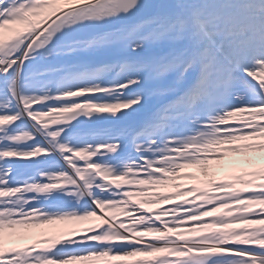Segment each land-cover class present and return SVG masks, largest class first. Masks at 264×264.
<instances>
[{
  "label": "snow or ice",
  "instance_id": "snow-or-ice-1",
  "mask_svg": "<svg viewBox=\"0 0 264 264\" xmlns=\"http://www.w3.org/2000/svg\"><path fill=\"white\" fill-rule=\"evenodd\" d=\"M0 264H264V0H0Z\"/></svg>",
  "mask_w": 264,
  "mask_h": 264
},
{
  "label": "trees",
  "instance_id": "trees-1",
  "mask_svg": "<svg viewBox=\"0 0 264 264\" xmlns=\"http://www.w3.org/2000/svg\"><path fill=\"white\" fill-rule=\"evenodd\" d=\"M154 255H161V254H154Z\"/></svg>",
  "mask_w": 264,
  "mask_h": 264
},
{
  "label": "rangeland",
  "instance_id": "rangeland-1",
  "mask_svg": "<svg viewBox=\"0 0 264 264\" xmlns=\"http://www.w3.org/2000/svg\"><path fill=\"white\" fill-rule=\"evenodd\" d=\"M170 201V200H169ZM167 204V203H166ZM166 206V205H165ZM86 223V222H85Z\"/></svg>",
  "mask_w": 264,
  "mask_h": 264
}]
</instances>
